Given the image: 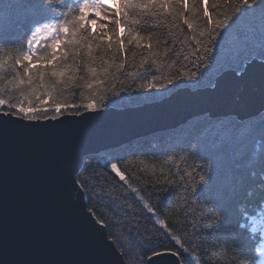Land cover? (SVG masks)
Masks as SVG:
<instances>
[{"label": "trees", "instance_id": "16d2710c", "mask_svg": "<svg viewBox=\"0 0 264 264\" xmlns=\"http://www.w3.org/2000/svg\"><path fill=\"white\" fill-rule=\"evenodd\" d=\"M27 2L28 0H0V28H7L10 22L15 41L13 44L0 43V61H4L0 64V86H4L0 99H5L10 104H23L27 108L36 107L40 103L31 95L27 84L17 87L14 83L20 78L27 79L22 76L24 67L31 68L34 84L40 83L39 73L44 72L45 86L62 103L66 102L71 106L95 101L102 105L95 109L137 106L159 100L180 87H211L224 70V52H215L214 59H209L205 67H195V57L192 55L197 49L195 41L199 32L206 28L202 0H189L188 7L194 8V11L185 12L196 26L195 32L189 30L182 21L174 24L172 17L179 11L175 3L171 5V14L158 15L156 18H152L144 9L129 8L127 21L120 25H107L109 36L112 37L111 49L108 48L107 37L103 44L90 41L91 53L86 45L80 43H58L50 48L46 45H51L52 40H47L41 43L37 51L38 56H45L47 59H34L31 65H17L15 59L26 48L25 32L28 26L23 21L30 13L21 6ZM108 2L109 0H105V3ZM79 3L80 0H50L47 6L52 18L64 21L77 15ZM208 7L210 14L214 16L216 13L231 12V6L224 4L223 0H209ZM125 26L134 34L145 37L140 46L135 42L128 43L131 37L120 31ZM90 34L91 27L87 32H80L76 37L69 36L67 39L79 42ZM64 39L63 36L59 37L60 41ZM121 42L125 45L124 53L117 51ZM222 43L227 46V59L233 67L245 62L250 55L258 56L261 47L258 30L246 47L234 45L227 34ZM148 44L152 45L150 49L145 47ZM212 47L215 51V46ZM57 48V68L62 69L67 64L69 75L72 74V69L75 70V79L67 86L51 76L53 69L48 61L51 60L50 53ZM211 55L210 53L209 56ZM185 56L189 60H185ZM122 61L123 66L117 67ZM90 67L96 69L95 77L88 72ZM105 67L108 68L106 74L103 72ZM189 71H199L202 75L197 80L190 81L181 75ZM176 77L180 79L175 80L174 84L166 83ZM92 79L101 83L91 89L85 87L86 82ZM148 83L163 87H141ZM43 90L40 89V92ZM100 96L105 98L100 100ZM239 105L242 107V104ZM2 110L8 111L7 108ZM85 110L89 109L81 107L80 113ZM64 114L73 113L66 111ZM51 115L54 113L49 112V116ZM110 153L123 155L118 167L126 179L141 190L140 194L154 209L155 216L147 212L144 202L127 188V184L104 168V161ZM204 155L212 162L214 177L223 171L228 180L241 181L247 192L253 194L242 199L236 206L237 214L230 220H224L223 213L215 209L213 201L205 200L207 190L199 196L197 204L190 205L188 210L183 206L186 190H190L193 184H199L198 174H202L198 171L199 162ZM161 169L176 181L175 192L164 194L161 186L155 184V180L161 178ZM193 169H197V173L192 177L183 175ZM77 172L87 181V187H80L87 208L93 210L98 221L103 220L105 224L111 225L105 227L107 235L119 237L121 243H113L118 250L121 246L127 250V254L122 255L127 264H137V257L146 260L153 252L173 248L172 243H165L157 249L143 252L139 250L138 234L153 240L161 235L160 226L154 223L157 217L165 220L174 233L191 237L189 247L192 255L186 258L185 264H197V260L199 264H264V254H261L264 237L260 235L259 227L253 233L251 225L247 224V216L259 211L256 208L258 196L264 194V105L243 114L238 110L214 116L198 114L174 128L151 132L118 146L88 153L83 157ZM189 199L196 201L197 197ZM193 207L195 219L187 215V211ZM243 209H247V212H243ZM193 224L196 225L195 234Z\"/></svg>", "mask_w": 264, "mask_h": 264}, {"label": "water", "instance_id": "95a60500", "mask_svg": "<svg viewBox=\"0 0 264 264\" xmlns=\"http://www.w3.org/2000/svg\"><path fill=\"white\" fill-rule=\"evenodd\" d=\"M261 67L257 60L240 80L220 74L211 87H180L156 101L63 114L59 122L0 114V264H127L74 185L83 157L198 114L262 108Z\"/></svg>", "mask_w": 264, "mask_h": 264}, {"label": "snow or ice", "instance_id": "6c2138e0", "mask_svg": "<svg viewBox=\"0 0 264 264\" xmlns=\"http://www.w3.org/2000/svg\"><path fill=\"white\" fill-rule=\"evenodd\" d=\"M50 0H28L27 4L22 5L30 15H27L23 21L26 24L27 31L25 32V50L19 54V58L15 59V64L31 65L32 61L35 60H45L47 57L38 56L37 51L44 41L52 40L51 45H46L47 47H54L59 44H69L72 43L76 45L77 43L84 44L87 46L88 52L91 53L92 43L90 41H95L103 44L105 38H108V48L113 47L112 37L109 36L107 25L109 23H114L120 25L123 21L128 19V9L129 8H140L151 14L152 18H156L158 15L171 14L170 9L173 3L176 4V8L179 10L177 15L172 17L175 24L176 21H182L183 24L187 25L189 30L193 32L196 31V26L193 24L192 19L186 16L185 12L192 13L194 8L188 7L189 0H109L105 3V0H80L78 13L73 16L71 20L65 19L60 21L58 19L52 18L48 8ZM204 5L203 8V18L206 22V28L204 31L199 32V36L195 43L197 45L196 51L192 53L195 57V67L197 69L202 66H206V62L214 59L215 52L226 53L224 59V70L221 74H231L236 80L242 79L249 71V66L257 63L264 68V0H223V3L231 6L230 13H216L215 16H222V18H215L213 14L209 12V0H202ZM11 23L8 22L7 28H0V43L13 44L15 43L12 31ZM91 27V34L86 36L83 40L79 42L75 39L69 41L67 37H76L80 32H87ZM259 32L261 47L257 55H250L247 57L245 62L237 64L235 67L231 65L228 61V50L227 46L222 43L226 39V34L231 38L234 45H240L246 47L249 40L254 37ZM121 33H127L131 39L128 40L129 44L133 42L140 46V42L145 37H141L138 34H134L133 31L128 27H121ZM115 33H113L114 35ZM63 36L65 39L63 41L59 40V37ZM119 39H122L120 37ZM159 43V42H157ZM215 46V51L212 46ZM149 49L152 47L151 44L145 45ZM119 53L125 52V45L123 42L119 43L117 47ZM58 48L50 53L51 60L48 64L52 66L51 76L57 78L59 83H63L65 86L72 83L75 79L74 69H72V74L69 75V66L65 64L62 69L57 68L58 63ZM212 54L209 56V54ZM151 54V53H150ZM185 60H189V57L185 56ZM193 61H190L192 63ZM4 61H0L3 64ZM123 61L117 67H122ZM237 69H239V75H237ZM88 72L96 76L95 68H88ZM103 72L106 74L108 68L105 67ZM31 68L24 67L23 77L27 79L20 78L15 81L16 86L27 84L31 89V95L35 96L37 101L40 103L36 107H24L23 104H10L5 99H0V110L7 108L8 111L0 112L4 117L8 116H21L23 119L29 121H35L38 119H51L58 120V116L64 114L66 111L73 114H80V108L95 109L101 107L102 105L97 104L95 101L85 104L78 105L73 104L69 106L66 102L62 103L54 97L53 91L48 89L44 84L45 73L40 72L39 78L40 83L34 84L33 76L30 74ZM182 76L186 77L188 80H197L198 77L202 75L199 71H189L182 73ZM262 75V82H264V73ZM180 79L176 77L174 79H169L166 81L167 84H174L175 80ZM101 81L92 79L86 82L85 87L91 89L94 86L100 84ZM141 87H163V85L148 83L147 85H141ZM40 89H44L40 92ZM4 91V86H0V92ZM46 97L47 99H42ZM105 97L100 96V100ZM49 112L54 113V115L49 116ZM123 155H118L116 153H110L104 161V168L111 173H115L121 181L127 184V188L131 192L135 193L140 201L144 202V207L147 212L155 216L156 213L154 209L149 205L145 197L140 194V189L133 186L130 183L124 173L118 167V162L123 160ZM171 159V157H169ZM212 162L210 158L206 155L203 156L202 160L199 162V173L198 181L199 184H193L190 190H186V195L183 197L184 208L189 209L190 205H195L199 202V196L207 190L208 195L205 200H210L214 202L215 209H219L223 213L224 220H230L234 215L237 214L236 206L249 195L246 188L241 181L235 179L228 180L223 171L220 175L213 176L212 174ZM75 171V170H74ZM197 173V169L191 171H186L183 173L184 176L192 177ZM77 179L74 181L75 186L87 187V181L85 178L80 177L77 172ZM155 184L161 186V190L164 194H171L176 190V181L170 179L168 173L161 169V178L155 180ZM167 185V188L163 186ZM189 197H197L196 201L189 199ZM256 208L259 209L258 213L253 212L247 216V224L251 225V231L255 233L257 228H260V235L264 237V194H260L257 199ZM92 209H89V213H92ZM243 212H247V209H243ZM195 207L187 211V215L194 216ZM92 218V216H91ZM217 219L219 217H216ZM93 219V218H92ZM104 227H111L110 224H105V221H97ZM155 224L160 226L161 235L155 240L143 234L139 235V250L141 252L148 251L151 249L160 248L165 243H172L173 248L167 250V252H153L152 255L159 259L162 256L173 257L170 264H185L186 258L192 255L189 245L192 243L191 237L178 235L169 229L165 220L156 218ZM193 232H196V225L193 224ZM110 241L115 244H120L119 237L112 236L109 237ZM121 255H126L127 250L122 246L119 249ZM261 254H264V248L261 249ZM137 264H153L152 258L149 257L144 260L142 257H137ZM199 264V260H197Z\"/></svg>", "mask_w": 264, "mask_h": 264}, {"label": "rangeland", "instance_id": "374dc122", "mask_svg": "<svg viewBox=\"0 0 264 264\" xmlns=\"http://www.w3.org/2000/svg\"><path fill=\"white\" fill-rule=\"evenodd\" d=\"M240 104H242V101H241V103ZM243 105V104H242ZM159 252V251H158Z\"/></svg>", "mask_w": 264, "mask_h": 264}]
</instances>
